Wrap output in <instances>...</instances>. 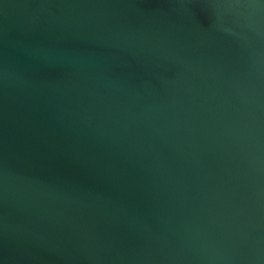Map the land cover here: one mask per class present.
<instances>
[{"label":"water","instance_id":"water-1","mask_svg":"<svg viewBox=\"0 0 264 264\" xmlns=\"http://www.w3.org/2000/svg\"><path fill=\"white\" fill-rule=\"evenodd\" d=\"M0 264H264V0H0Z\"/></svg>","mask_w":264,"mask_h":264}]
</instances>
